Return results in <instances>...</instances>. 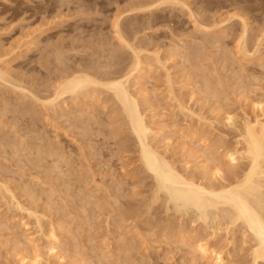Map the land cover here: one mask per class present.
I'll list each match as a JSON object with an SVG mask.
<instances>
[{"label": "rangeland", "instance_id": "rangeland-1", "mask_svg": "<svg viewBox=\"0 0 264 264\" xmlns=\"http://www.w3.org/2000/svg\"><path fill=\"white\" fill-rule=\"evenodd\" d=\"M163 1L164 0H159V4L160 2H163ZM174 1L175 0H167L166 2L169 4H166L164 2L163 5L160 6L158 5L157 0H0V62H1L0 71H4L6 72V74L8 73L6 79L9 80L8 84L6 81L4 82L0 80V86H2L0 87V104L2 103L0 105V114L3 116V118L5 117L3 119L2 116L0 115V129H1L0 130V154H1L0 158L2 159V160L0 159V174H1L0 185H3L4 183H5L4 185L8 184L6 186L9 187L11 192H13V194L17 197L16 200L20 202L22 206H25L26 209L29 208V211H32L31 209H33L32 212L34 216L36 215L35 217L33 215L28 216L29 215V213H27L29 212L28 210L27 211L16 210L17 212H15V208L11 206L10 203H9L10 205L8 204V202L10 201L9 200L10 195L5 194L7 197L4 196V198H2L1 190H0V199L2 200V202L0 200V225H1L0 226V264H21L19 260L20 255L22 256L25 251L27 253H30V250L32 253L33 247L39 248V251L42 254V258H43L42 264L44 263L45 264H66V263L70 264V262L71 264L72 263L79 264L78 262L79 259H80V264L82 263L84 264L87 261L88 262L86 264H88L89 262H90L89 264L91 263L96 264L97 262H98L97 264H104V263L106 264H128V262L129 264H134V263L136 264H140V263L141 264H215V261L212 260L211 258H207L203 260L200 257L199 253H196L195 249L193 250V248H195V245H196L195 244L196 240H198L199 238H202L203 236L206 237V239L209 238L211 248L212 249L215 248L214 250L216 253L222 254V256L225 259L224 260L225 264H251L252 263V258H250L251 257L250 251H252L253 249L252 248L253 246L251 245H254V244H252L253 239L251 237V234H249V232L247 233L245 232L247 230L243 225L241 226L242 224L241 222H236V225L235 224L233 225L235 227H233L232 224H230L231 218L229 215L227 218L223 210V209H227L230 212L229 207L227 208V207L219 206V208L215 210H202V209H198L194 207L193 204L190 205L187 202L186 204H183V202H181L180 199H179L180 202H178L177 199H175V195H176L174 194L175 191L173 190V193H170L172 192L171 190L174 189L172 186L171 187L170 185L161 186L159 184L161 187L160 188L158 183L155 182L156 181L155 177L152 176L149 172L147 174L146 169L143 167V165L140 162V158L138 157L139 148L135 141L134 136L131 135L130 133L131 131L129 129V126H127V121L123 116L124 114H122L123 110L121 111V107H119L114 102V100H112L111 92H108V90L102 87H99L98 89L96 87L97 89L96 92H98L97 94L95 95L90 94L91 97H88V94L90 93L89 92L87 96H85L86 98H84L83 95H81L79 99H77L78 102L76 100L75 101L72 100L71 95L65 96V98L63 99H66V102L63 103L60 100L58 101L60 102V104L56 102V104H58V107H57L58 111H57V108L54 110H51V109L49 110L48 107L46 108L44 106L45 104H43L42 102L43 100L46 101V99H48L49 96L54 92L53 90H55L56 84L60 85L59 83H62L65 81L64 79H66L67 74H73V73L76 74L77 72L78 73H81V72L88 73L96 77L98 76L97 79H100L99 81H102V82H108L114 78H119V76L120 77L124 76V73L128 74L126 71L130 72L129 71L130 69L131 71L134 70L132 69V67H133V64L135 63V56L132 57L133 53L131 54L132 51H130V48L128 46L131 44L130 46L131 48L132 46H134L132 50L136 49L138 50L137 51L138 53L140 51L139 55H140V59L142 60L141 62L143 64L141 65L140 69L143 70V71L141 70V72L143 73H139L140 69H137L136 72L132 71L135 73L132 74V77L130 78V82L127 84V89L134 98H137L136 100L138 101V104L140 103L139 107L141 106L140 109L142 113L144 114L143 117L145 119V122L147 123V126L149 127V129H151L150 132L152 135L150 134L149 136L150 137L149 145H152L153 150L155 149L159 155L161 154L162 156H164L163 158L167 160L166 162L169 161L168 164L171 163L170 164L171 166L175 165L174 169L176 167V170L178 172L180 171V173L182 174L185 173L184 175L187 178L194 179L198 181V183L203 182L202 180H204V182H209V180L213 177L211 175L214 172V170H212V173H211V168L216 167V165L213 166V164L211 163L212 162L214 164L217 163V162H214L215 161L214 155L217 159L219 156V155L216 156L215 152L218 151L217 154L221 152L219 159L220 160L222 158L223 159L220 162L221 163L224 162L222 165L224 167H227L228 161L226 160V157L224 158L222 156H225V153L227 154V151L234 152L236 151L237 148H239L240 150V147H239L240 145H237L238 140L240 139L239 138L240 134L238 133H240L239 131H241L240 128H243L244 126L243 123L245 122V120L247 121L249 119L250 122H255V120L258 118L257 120L260 119V121L264 123V111L257 110L254 107L256 103L257 105L258 103L261 105L264 104V0H177L175 1V3ZM181 4L183 5L180 6ZM188 11L190 14L188 13ZM191 16L193 17L191 18ZM239 17H242V18H239ZM241 19L243 22L241 21ZM116 20H118V22ZM115 23L118 26H116ZM243 24L246 25L247 28L246 26H243ZM199 25L201 27H199ZM115 28H117L118 30ZM243 30L246 31L247 34L245 33L244 35ZM120 36L123 38H121ZM240 37L242 40L240 39ZM244 37L246 41V43H244L247 48L246 50H249V53H253L254 51H256L254 54L255 56L253 55L248 58L247 55L242 54L243 52L239 53L241 52L240 48L239 49L237 48L239 47L238 45L241 41L244 42ZM238 39L240 40V42ZM215 41H217V43ZM125 42L128 43L127 47L123 45V44H126ZM124 46L128 49H126ZM186 46L187 48H185ZM142 48L143 50H141ZM257 49H258V54H256ZM152 55H155V57ZM241 55L242 56L244 55V57L242 58ZM227 56H230V57H227ZM157 58H160V59H157ZM232 58L233 59L235 58L237 60L234 59L233 61ZM230 60H232V62L233 63L235 62V63L233 64L232 62H230ZM191 61L193 62L191 63ZM226 61L229 63L226 64ZM48 64L51 66H49ZM101 65L102 66L104 65L105 69ZM107 65L111 66V68ZM76 67H78L79 69ZM192 67L193 68L196 67V68L193 69ZM99 68L103 69L102 72L100 71ZM4 69H6V71ZM90 69L93 71H91ZM88 70L90 73L88 72ZM98 72L100 73L98 74ZM110 74L115 77L111 76ZM107 75L110 77H108ZM116 75H119V76L117 77ZM168 75L169 77H167ZM106 78H108V81ZM168 78H170L171 80L169 81ZM203 79H207V80L203 81ZM11 82L14 87H18L19 89L14 88L11 85ZM20 83L23 84L24 87L23 85L20 86ZM203 83L205 84L203 85ZM173 85L174 87L173 89H171ZM205 85L206 87L207 86L210 87L209 89L211 90L213 88L214 91L213 90L212 91L214 93H215V90H218L216 92L220 94L215 93L214 95H216L217 96L216 97V96H213L212 94L213 92L210 93L209 91L206 93L204 91V89H206V87H204ZM223 86H225V89ZM233 86L234 87L237 86V89L236 87L234 88ZM51 87H53L54 89ZM199 87H201L203 90ZM222 88L223 90H221ZM240 88L241 90L242 89L244 90V93L243 91H240L242 92L241 94L239 93L238 90H240ZM22 90H24L23 93H22ZM249 90L251 91L250 93H249ZM222 91H226L227 94L229 93L228 96L231 98L229 97L227 98L226 96L227 94L224 95L225 93L221 94ZM19 92H21L22 94ZM235 92H238V93H235ZM41 93L42 94L44 93V94L42 95ZM30 94L34 95L33 97L35 100L32 99L33 98L32 96L30 97ZM206 95H209V96L206 97ZM222 95H223V98H222ZM212 96L216 97V99H213ZM92 98H94L93 99L94 101L92 100ZM97 98L99 101L97 100ZM225 98L226 100L228 99V101L230 102L232 101V102L230 103L226 101ZM1 99H2V102H1ZM30 99H32V101H30ZM36 99H39L41 102ZM24 100H25V103H24ZM221 104H224V106ZM18 105H19V108L17 107ZM62 105H63V108H62ZM180 105L181 107L184 105V107L180 108ZM216 105L218 106L216 107ZM101 107L103 108V110ZM219 107L221 108V111ZM15 108H18V109L16 110ZM223 108L224 110L222 112ZM102 111L103 113H101ZM224 111L227 113H225ZM83 112H86V114L84 113L85 114L84 115ZM31 113H33L32 114L33 116L31 115ZM43 113L44 115L42 116ZM62 113L64 115H62ZM224 114H225V117H223V119H226V120L221 119L222 116H224ZM94 115L96 116V118ZM229 116L232 117V119L235 120L238 124L235 122L234 123L232 122V124L231 125L229 124L230 125L229 126L228 125L229 121L227 119ZM64 117L65 118L67 117V118L65 119ZM227 121L228 123H226ZM56 122L58 124L60 123L59 124L60 126ZM124 122L125 124L123 125ZM125 125L127 126L126 129H125ZM235 125L237 129L235 128ZM88 126L90 129L88 128ZM41 129H43L44 131L46 129L45 131L46 133L43 130L41 131ZM80 131L85 132L86 135H84V133L83 135H81ZM11 132L13 134H11ZM29 132L31 133L33 132V133L31 134ZM236 133L238 135H236ZM53 134L55 135L54 137H53ZM14 136L15 138H13ZM55 137L56 139H54ZM207 138L210 140H208ZM8 140L10 142L16 141L12 143V146L13 144H15L13 146L14 147L13 149H12L10 142H9L10 144L5 143L6 141L8 142ZM40 140L43 141L42 143L44 145H53V146L55 145V147L60 148V151H62L63 155L65 156V159L66 158L69 160L71 159L70 161L67 160L69 161L71 165L66 160L62 161L63 160L62 159L59 161V159L57 158L58 163H59L58 166L59 165L60 166L54 167V165L57 164L56 163L57 160H54L52 156L51 158L50 155H49L50 158L49 157L45 158L46 155L44 156L40 154L42 157L45 158L43 159L44 161L41 162L40 159L42 158L40 157V155H37L36 153L37 152L36 149L38 147L43 146L41 145V146L36 147L38 144H41ZM34 141L38 143H35ZM51 141L52 142L54 141L53 144ZM44 142L45 143L49 142L50 144H45ZM7 144L9 146H7ZM23 144L24 146L26 145L27 147L26 146L24 147ZM199 144L201 145L200 147H199ZM210 144H212V146ZM209 146L212 148H210ZM216 146L217 148L219 147L220 148L217 149ZM1 148L3 149L1 150ZM18 148L26 150V152ZM89 149H90V152L92 151L91 153L89 152ZM210 149L212 152L209 151ZM204 150L208 153H206ZM24 152H25V155L28 154L27 159L23 158V156L26 157L23 154ZM14 153H17V155L20 157H18L17 155L15 156ZM3 155H4V158H3ZM211 156H213L214 161L212 160L213 158ZM5 157H6V160H4ZM18 158H20L19 161H18ZM209 158L211 159V162ZM9 159L11 160V162ZM50 159L51 160L53 159L55 161V164L53 163L54 161H51ZM26 160L27 161L29 160V162H27ZM35 160L36 161L38 160V161L36 162ZM30 161H32V163L37 166H33V164H30L31 167H29L28 163H30ZM45 162L48 164H46ZM244 162L245 160L240 161L239 162L240 166H236V167L237 168L242 167L243 165L241 164H244ZM86 164H88V166ZM38 165H40L41 167L40 166L38 167ZM61 165L62 166L64 165V166L62 167ZM67 165L69 169L68 167H66ZM209 165H211L210 169H209ZM10 166L13 168H11ZM25 167L27 168V170L23 169ZM35 167H36V171H34ZM52 168H56V169H54V171L51 172L53 170ZM47 169L48 170L52 169V170L48 172ZM70 169L73 171L70 172ZM226 169L227 168H225V170ZM238 169L240 170L241 168H238ZM21 170L24 173H22ZM42 170H44L45 172ZM67 170L69 171L68 175L70 176L66 174V172H68ZM205 171L208 174H210L211 177L208 174H206ZM60 172H61L60 175L64 173L63 179L61 178L59 174H57ZM72 172H75V173L70 174ZM47 173L49 174L48 176H47ZM262 174L263 173L260 174L261 176L259 175L260 177L259 179L257 178V181L258 180L261 181V182L258 181V183L259 184L262 183V186H263L264 185L263 184L264 174L263 175ZM11 175H12V178H11ZM45 175L48 177V179ZM32 176H36L35 179L37 180H35L34 177ZM59 176H60V179L58 180ZM205 176H206V180L208 179L207 178L208 176L210 177V179L206 181L204 179ZM40 177H43L44 179L46 178V180H48V184L46 180H43V178H40ZM217 178L219 182V177L217 176ZM8 179L10 181H8ZM11 179L14 183L11 182ZM56 179L58 181H61L62 179L64 181L63 184L67 182L68 187H66L67 184L63 185L62 181H61V184H62L61 185L60 182H58ZM17 180L20 182H18ZM80 180H82V182ZM28 181H31V182L29 183ZM70 181H72V183H74L75 181L74 185H72ZM77 181L78 183H76ZM86 181H89L88 182L89 184ZM2 182L3 184H1ZM34 182H36L37 184ZM40 182L43 183V188ZM216 182L217 181H215V183ZM31 183L34 184V186ZM12 185H15V186L12 187ZM24 185L25 186L28 185L27 189L30 187V189H32L33 191H30L28 189L29 190L28 192L26 191V189L25 190L22 189L21 187L26 188L24 187ZM59 185H61L62 187ZM63 186L66 187L68 190H65ZM118 186L120 188V191H118L119 190V188H117ZM157 186H158V189L160 188V191L157 189ZM60 187L61 189H59ZM80 188H82L83 190ZM108 188H110L111 190ZM20 191H22V193L26 191V194L27 192L30 194L31 192L35 191L34 195L38 196L37 194H39V196L38 198L35 196L37 198L36 199L32 196L33 193H31L32 199L34 198L35 200H37V202L38 201L39 202L38 203L36 202V204H34L35 203L34 200L27 201L29 200L30 196H28L27 194L28 197H25L26 195L25 192L21 196ZM67 191L68 193H66ZM84 191L86 194L85 193L83 194ZM90 191H92V193ZM262 191L264 192V188L262 189ZM94 192L96 193L95 196H94ZM156 192H158V194ZM43 193H45L46 196H44L45 194L43 195ZM40 194H42L43 196ZM47 194H50V195H47ZM73 194H74L73 198H71L72 196L71 197L68 196V195H73ZM66 195H67V199L69 200H65ZM170 195H172L174 201ZM47 196L49 197V199L51 196V199L50 200L47 199ZM76 196H78V199ZM90 196L93 198H90ZM89 198L91 201H88ZM4 199L6 203L4 202ZM92 199L93 200L95 199V201L93 202ZM110 199L113 201V203L112 201H110ZM116 199L118 201H116ZM47 200H49L51 204H49ZM64 200L66 201V203ZM78 200L81 203H79ZM71 201H74L75 203ZM23 202L24 203L28 202L27 203L28 206L24 204ZM32 202H34L33 205H32ZM60 203L63 206L60 205ZM97 203L98 205H96ZM4 204H6L7 206L6 205L4 206ZM43 204L44 206L46 205L45 206L47 207L46 209L44 208ZM74 204L75 206L77 205L76 206L77 208L74 206ZM81 204L83 205L87 204L88 206L87 209H86V206H83ZM104 204H107V206ZM113 205H115L117 209L114 208ZM8 206L10 208L12 207L13 210L12 208L9 209ZM35 206L38 208V210ZM82 206L84 208H82ZM92 207L93 208L95 207V208L93 209ZM98 207L100 209H98ZM166 207L169 208V211ZM61 208H62L63 213L62 211H60ZM120 208H122L123 210ZM43 209L44 211L46 210L47 212L49 211L50 213L49 212L47 213L46 211L44 212ZM78 209H80L81 212H79L80 210ZM82 209L86 210L84 211L85 214L83 213ZM117 210H120V211H117ZM140 210L142 212H140ZM90 211L91 213H94V215L96 216H94L93 214H89ZM130 212L133 215H131ZM8 213L10 214L8 215ZM40 215L41 216L43 215V217H40ZM78 215H80V217ZM105 216L109 218L106 217L105 219ZM119 216L121 217L122 220L123 219L124 220L122 221L119 218ZM31 217H33L34 219ZM37 217L40 218L39 221L42 219L41 220L42 227L40 228V233H39V227L36 223L37 221L35 220L37 219ZM64 217H66V219ZM1 219H2V222H1ZM112 220L114 224L112 223ZM115 220H116V223H115ZM91 221L94 223H91ZM85 222L87 223L85 224ZM118 222L121 223L120 227H121L122 232L118 230L120 229V227L118 229L116 228L117 226H119L117 225ZM104 223H107V224L104 225ZM94 225L97 228L94 227ZM79 226H81V229ZM1 227H4L5 229ZM1 229H4V231ZM14 229H15V234H14ZM61 229L62 230L64 229V231L62 232ZM65 230L67 231L69 237H66L67 233L65 232ZM91 230H92V233H91ZM51 231H55L58 238L60 237L59 238L60 242L58 244L60 243L61 244L58 246H63L64 244L66 245L65 247H67L66 248L67 251L65 250L64 246H63L64 251H62L63 247L61 248L62 250L60 249L62 256L63 255L65 256L67 252V256L65 257L63 256V259H61V262H59L60 260H58L57 258L53 259L49 257V254L46 253L48 249V242H47L48 237L47 236L48 234H50ZM41 235H42V238H41ZM137 235H138V238H137ZM177 236L179 237L177 238ZM71 237H75V238H71ZM107 237L109 238V240L105 239ZM70 238L71 240L72 239L74 240L71 241ZM130 238L132 239L130 240ZM133 238L135 239V241H133ZM125 239H128V240H125ZM211 239L214 241H211ZM75 240L77 243L76 245L74 242ZM39 241L41 242L39 243ZM130 241L133 242L132 245ZM28 242L31 244H29ZM73 242H74V245H73ZM104 242L105 244L106 243L108 244L105 245ZM24 243L26 245L28 244L29 245L26 246ZM128 243L132 246V248L128 247L130 246L128 245ZM18 244H19V248L17 246ZM78 244L79 246H77ZM102 244H103V247H102L103 249L101 248ZM30 245H32L31 246L32 248L30 247ZM68 245L70 248L68 247ZM76 246L81 249V250L79 249L80 251L78 250L79 252L77 251L78 248L74 249L75 252L73 251V247H76ZM126 248H128L129 251L130 249L132 250V253L130 251V255H129V252L127 251L128 249L125 250ZM93 251L95 252L93 253ZM124 252H125V255H124ZM14 253H17V254H14ZM69 253L71 254V256L69 255ZM76 253L78 255V259L77 257L73 255V254L76 255ZM79 255L80 256L83 255L82 259L79 257ZM102 256L105 257V258L103 257L105 262L102 261L103 260V258L101 259ZM98 257L100 258L98 259ZM76 260H77V263H76Z\"/></svg>", "mask_w": 264, "mask_h": 264}, {"label": "bare ground", "instance_id": "bare-ground-1", "mask_svg": "<svg viewBox=\"0 0 264 264\" xmlns=\"http://www.w3.org/2000/svg\"><path fill=\"white\" fill-rule=\"evenodd\" d=\"M158 1V5H163V3L165 2L166 4H169V3H167L165 0L163 1V2H160V4H159V0H157ZM175 1H177V0H175ZM175 1H174V3H175ZM153 2V1H152ZM188 2V1H187ZM171 3V2H170ZM145 4V3H144ZM152 4V3H151ZM188 4V3H187ZM190 4V3H189ZM155 5V4H154ZM157 5V4H156ZM183 4H181L180 6H182ZM159 6V7H160ZM176 6V5H175ZM150 7V6H149ZM152 7V6H151ZM184 7V6H183ZM187 9V8H186ZM190 11V10H189ZM189 11H188V13H189ZM191 12V11H190ZM190 14V13H189ZM196 14V13H195ZM190 16V15H189ZM237 16V15H236ZM236 16H235V18H236ZM193 16H191V18H192ZM198 17V16H197ZM232 17V16H231ZM239 18H242V17H239ZM196 19H198V18H196ZM196 19H194V20H196ZM201 19H202V17H201ZM204 19V18H203ZM193 20V21H194ZM117 22H118V20H116ZM204 21V20H203ZM207 21V20H206ZM226 21V20H225ZM241 21H242V19H241ZM240 21V22H241ZM245 21V20H244ZM195 22H197V21H195ZM201 22V21H200ZM243 22V21H242ZM116 24V23H115ZM196 24V23H195ZM198 24V23H197ZM201 25V24H200ZM199 25V27H201ZM116 26H118L117 24H116ZM195 26V25H194ZM193 26V27H194ZM198 26V25H197ZM243 26H246V25H244L243 24ZM205 27V26H204ZM203 27V28H204ZM211 27H213V26H211ZM217 28V27H216ZM246 28H247V26H246ZM115 29H117V28H115ZM200 29V28H199ZM205 29V28H204ZM118 30V29H117ZM116 30V31H117ZM206 30V29H205ZM246 30V29H245ZM115 31V32H116ZM195 31V30H194ZM210 31V30H209ZM248 31V30H247ZM118 32V31H117ZM201 33V32H200ZM241 33V32H240ZM243 33H244V35H245V33H246V31H244L243 30ZM247 34V33H246ZM241 35V34H240ZM243 36V35H242ZM248 36V35H247ZM121 37V36H120ZM219 37V36H218ZM121 38H123V37H121ZM120 38V39H121ZM207 38V37H206ZM119 39V40H120ZM240 39H241V37H240ZM246 39H248V38H246ZM127 40V39H126ZM206 40V39H205ZM208 40V39H207ZM239 40V39H238ZM242 40V39H241ZM121 42V41H120ZM216 43H217V41H215ZM239 42H240V40H239ZM248 42V41H247ZM126 43V42H125ZM206 43V42H205ZM244 43H246V41H245V37H244V42L243 41H241L240 43H239V47L237 48V49H239L240 48V51L241 52H239V53H242V54H245V55H247L248 56V58L250 57V56H253L254 54H255V52L256 51H254L253 53H249V50H246L247 48H246V46H245V44ZM108 44V43H107ZM127 44L128 43H126V44H123V45H125L126 47H127ZM209 44V43H208ZM257 44V43H256ZM100 45V44H99ZM133 45V44H132ZM237 45V44H236ZM258 45V44H257ZM106 46V45H105ZM110 46V45H109ZM124 46V47H125ZM129 46V48H130V51H132L131 52V54H132V57L133 56H135V63L133 64V67H132V69H134V70H132V71H137V69H140V67H141V65H143L142 64V60L140 59V55H139V53H140V51H139V53L137 52L138 50H136V49H134V50H132V48H134V46H132V48L130 47L131 46V44L130 45H128ZM140 46V45H139ZM215 46V45H214ZM241 46V47H240ZM62 47V46H61ZM125 47V48H126ZM248 47V46H247ZM101 48V47H100ZM105 48V47H104ZM111 48H112V46H111ZM177 48V47H176ZM185 48H187V46L185 47ZM208 48V47H207ZM250 48V47H249ZM69 49V48H68ZM126 49H128V48H126ZM178 49V48H177ZM65 50V49H64ZM98 50H99V48H98ZM102 50V49H101ZM135 50H136V52H135ZM140 50V49H139ZM141 50H143V48L141 49ZM252 50V49H251ZM95 51V50H94ZM111 51V50H110ZM114 51V50H113ZM145 51V50H144ZM175 51H176V49H175ZM202 51V50H201ZM235 51V50H234ZM55 52H56V50H55ZM60 52V51H59ZM103 52V51H102ZM109 52V51H108ZM120 52V51H119ZM118 52V53H119ZM174 52V51H173ZM230 52V51H229ZM61 53V52H60ZM101 53V52H100ZM110 53V52H109ZM115 53V52H114ZM114 53H113V55H114ZM178 53V52H177ZM181 53V52H180ZM238 53V54H239ZM108 54V53H107ZM228 54V53H227ZM232 54H234V53H232ZM231 54V55H232ZM256 54H258V49H257V53ZM103 55V54H102ZM109 55V54H108ZM111 55V54H110ZM174 55V54H173ZM192 55V54H191ZM229 55V54H228ZM52 56V55H51ZM96 56V55H95ZM95 56H94V58H95ZM107 56V55H106ZM152 56H154L155 57V55H152ZM177 56V55H176ZM196 56V55H195ZM233 56V55H232ZM242 56V55H241ZM255 56V55H254ZM49 57H50V55H49ZM65 57V56H64ZM100 57V56H99ZM102 57V56H101ZM119 57V56H118ZM159 57V56H158ZM226 57V56H225ZM227 57H230V56H227ZM244 57V55L242 56V58ZM48 58V57H47ZM56 58V57H55ZM58 58V57H57ZM59 58H60V56H59ZM62 58V57H61ZM103 58V57H102ZM109 58V57H108ZM153 58V57H152ZM186 58H187V56H186ZM46 59V58H45ZM118 59V58H117ZM134 59V58H133ZM143 59V58H142ZM157 59H160V58H157ZM156 59V60H157ZM235 59V58H234ZM234 59L232 58V60L234 61ZM253 59V58H252ZM48 60V59H47ZM57 60V59H56ZM59 60V59H58ZM67 60V59H66ZM101 60V59H100ZM112 60V59H111ZM188 60V59H187ZM186 60V61H187ZM194 60V59H193ZM226 60V59H225ZM225 60H224V62H225ZM232 60H230V62H232ZM235 60H237V59H235ZM63 61H64V59H63ZM114 61V60H113ZM134 61V60H133ZM47 62V61H46ZM59 62V61H58ZM106 62V61H105ZM132 62V61H131ZM158 62V61H157ZM161 62V61H160ZM193 61H191V63H192ZM1 63V62H0ZM48 63V62H47ZM50 63V62H49ZM98 63V62H97ZM96 63V64H97ZM144 63V62H143ZM227 63H229V62H227L226 61V64ZM233 63V62H232ZM235 63V62H234ZM233 63V64H234ZM110 64H111V62H110ZM117 64V63H116ZM201 64V63H200ZM220 64H222V63H220ZM224 64V63H223ZM46 65V64H45ZM49 65V64H48ZM59 65H61V64H59ZM63 65V64H62ZM70 65V64H69ZM105 65V64H104ZM104 65L102 66L103 68H104ZM131 65V64H130ZM160 65H162V64H160ZM229 65H231V64H229ZM228 65V66H229ZM49 66H51V65H49ZM68 66V65H67ZM94 66H96V65H94ZM107 66H109V65H107ZM121 66V65H120ZM119 66V67H120ZM129 66V65H128ZM224 66V65H223ZM227 66V67H228ZM46 67V66H45ZM54 67V66H53ZM60 67V66H59ZM92 67V66H91ZM106 67V66H105ZM110 68H111V66H109ZM164 67H166V66H164ZM5 68V67H4ZM65 68V67H64ZM76 68H78V67H76ZM96 68V67H95ZM107 68V67H106ZM113 68V67H112ZM116 68V67H115ZM123 68V67H122ZM130 68H131V66H130ZM193 68V67H192ZM194 68H196V67H194ZM193 68V69H194ZM226 68V67H225ZM10 69V68H9ZM55 69V68H54ZM79 69V68H78ZM98 69V68H97ZM100 69V68H99ZM105 69V68H104ZM166 69V68H165ZM198 69V68H197ZM201 69V68H200ZM224 69V68H223ZM5 71H6V69H4ZM91 70V69H90ZM102 70L103 69H100V71L102 72ZM106 70H108V69H106ZM111 70V69H110ZM121 70V69H120ZM127 70H129V69H127ZM141 70L142 69H140V72H139V70H138V72L139 73H143V72H141ZM70 71V70H69ZM72 71V70H71ZM78 71V70H77ZM91 71H93V70H91ZM130 72H128V71H126L128 74H126V73H124V76H119V75H116L117 77L119 76V78H114V79H112V80H110V81H108V78H106L107 79V81L108 82H102V81H99L100 79H97V77L96 76H93V75H90V74H88V73H76V74H67V76H66V79H64L65 81L64 82H62V83H59L60 85H58V84H56V88H55V90H53L54 92L49 96V98L48 99H46V101L45 100H43L42 102H43V104H45L44 106L47 108L48 107V109L50 110H54V109H56L57 107H58V104H56V102H58L59 100L60 101H62L63 103L64 102H66V99H63V98H65V96H68V95H71L72 97H71V99L72 100H76L77 101V99H79V97L81 96V95H83V97L84 98H86L85 96H87V94H88V97H91V95L90 94H93V95H95V94H97L98 92H96V90L99 88V87H102V88H104V89H106V90H108V92H111L112 94V100H114V102L119 106V107H121V111L123 110V113L122 114H124L123 116H124V118L126 119V121H127V126H129V129H130V133H131V135H133L134 136V138H135V141H136V143H137V145H138V148H139V158H140V162H141V164L143 165V167L146 169V171H147V174H148V172L152 175V176H154L155 177V179H156V181L155 182H157L158 183V185L160 184L161 186H167V185H170V187L172 186L174 189H172L171 191L172 192H170V193H173V190L175 191V193L174 194H176L175 195V199H177V201L178 202H180V200H181V202H183V204H186V202L187 203H189L190 205L191 204H193L194 205V207H196V208H198V209H202V210H215V209H218L219 208V206L221 207H229L230 209V212L227 210V209H223L224 210V213H225V216H227V218H228V215L230 216V218H231V223L230 224H232V226L235 224L236 225V222H241L242 224H241V226L243 225L245 228H246V230L247 231H245L246 233L247 232H249V234H251V237H252V244H254V245H251V246H253L252 248V251H250L251 253V257L250 258H252V263L251 264H264V192L262 191V189L264 188V185L262 186V183H258V181H257V178L259 179V177L261 176L260 174L261 173H263L264 174V123H262L261 121H260V119L259 120H257L256 118V120H255V122H250L249 121V119L246 121L245 119V122L243 123L244 124V126H243V128H240V126H239V128H240V130L241 131H239L240 133H238V134H240L239 135V140H238V143H237V145H240L239 147H240V150H239V148H237L236 149V151H234V152H228L227 151V154L225 153V156H222V157H226V160L228 161L227 162V164H228V166L227 167H224L222 164L224 163L223 161V163H221L220 161L223 159H219L220 157V153L221 152H219V154H217L218 153V151L217 152H215V154H216V156L217 155H219L218 156V159L215 157V155H214V158H215V161H214V158H213V156H211L213 159V161L214 162H217V163H211V164H213V166H215L216 165V167H212L211 168V173H212V170H214V172H213V174L211 175V176H213L211 179H210V174H208L206 171V174H208L209 176L207 177L208 179L207 180H209V182H204V180H202L203 182H199L198 183V181H196V180H194V179H189V178H187L184 174H182V173H180V171L178 172L177 170H176V167H175V169H174V166L172 167L170 164L171 163H169L168 164V162H166L167 160L165 159V158H163L164 156H162L161 154L159 155L158 154V152H156V150L154 151L153 150V146L152 145H149L150 143V141H149V136H150V134H151V129H149V127L147 126V123L145 122V119H144V117H143V113H142V111H141V109H140V107H139V104H138V101L136 100L137 98H134L132 95H131V93L128 91V89H127V84L130 82V78L132 77V74L133 73H135V72H132L131 71V69L129 70ZM143 71V70H142ZM68 72V71H67ZM88 72H89V70H88ZM96 72H97V70H96ZM111 72V71H110ZM145 72V71H144ZM198 72V71H197ZM202 72V71H201ZM63 73V72H62ZM90 73V72H89ZM100 72H98V74H99ZM105 73V72H104ZM122 73V72H121ZM8 74V73H7ZM7 74H6V72H4V71H0V80H2V81H6L7 82V84H8V81L9 80H7L6 78H7ZM11 74V73H10ZM66 74V73H65ZM97 74V73H96ZM103 74V73H102ZM108 74V73H107ZM119 74V73H118ZM126 74V75H125ZM201 74V73H200ZM199 74V75H200ZM111 75V74H110ZM197 75V74H196ZM202 75V74H201ZM9 76V75H8ZM62 76V75H61ZM65 76V75H64ZM103 76V75H102ZM101 76V77H102ZM108 76V75H107ZM111 76H113V75H111ZM140 76H142V75H140ZM10 77V76H9ZM105 77H106V75H105ZM108 77H110V76H108ZM113 77H115V76H113ZM136 77V76H135ZM145 77V76H144ZM167 77H169V75L167 76ZM198 77V76H197ZM201 77V76H200ZM203 77H205V76H203ZM56 78V77H55ZM61 78V77H60ZM133 78H134V76H133ZM143 78V77H142ZM235 78V77H234ZM9 79V78H8ZM12 79V78H11ZM62 79V78H61ZM106 79H105V81H106ZM169 79V81L171 80L170 78H168ZM232 79V78H231ZM237 79V78H236ZM60 80V79H59ZM140 80H142V79H140ZM202 80V79H201ZM204 80H207V79H203V81ZM209 80V79H208ZM234 80V79H233ZM1 81V82H2ZM11 81V80H10ZM19 81V80H18ZM22 81H23V79H22ZM173 81V80H172ZM235 81H237V80H235ZM239 81V80H238ZM14 82V81H13ZM59 82V81H58ZM175 82V81H174ZM10 83V82H9ZM54 83V82H53ZM140 83V82H139ZM170 83V82H169ZM172 83V82H171ZM230 83V82H229ZM205 83H203V85H204ZM207 84V83H206ZM211 84V83H210ZM220 84V83H219ZM246 84V83H245ZM10 85V84H9ZM11 85H12V82H11ZM15 85V84H14ZM16 85H17V83H16ZM21 85H23V84H21L20 83V86ZM27 85V84H26ZM51 85V84H50ZM130 85V84H129ZM169 85V84H168ZM171 85V84H170ZM235 85V84H234ZM236 85H238V84H236ZM240 85V84H239ZM13 86V85H12ZM18 86H19V84H18ZM35 86V85H34ZM33 86V87H34ZM136 86V85H135ZM202 86V85H201ZM213 86V85H212ZM220 86V85H219ZM249 86H251V85H249ZM253 86V85H252ZM0 87H2V86H0ZM14 87V86H13ZM23 87H24V85H23ZM26 87V86H25ZM47 87V86H46ZM96 87H97V89H96ZM131 87V86H130ZM170 87V86H169ZM173 87H174V85L172 86V88L171 89H173ZM204 87H206V85L204 86ZM208 87V86H207ZM206 87V89H204V91L207 93V92H209L210 91V93L211 92H213L214 90H213V88H212V90L211 89H209L210 87H208L207 88ZM224 87V89H225V86H223ZM234 87V86H233ZM236 87V89H237V86H235ZM234 87V88H235ZM240 87V86H239ZM14 88H17V89H19L18 87H14ZM32 88V87H31ZM51 88H53V87H51ZM101 88V89H102ZM199 88H201V87H199ZM229 88V87H228ZM232 88V87H231ZM247 88V87H246ZM22 89V88H21ZM30 89V88H29ZM28 89V90H29ZM54 89V88H53ZM202 89V88H201ZM200 89V90H201ZM233 89V88H232ZM239 89V88H238ZM245 89V88H244ZM249 89V88H248ZM47 90H48V88H47ZM105 90V91H106ZM170 90V89H169ZM175 90V89H174ZM203 90V89H202ZM221 90H223V88L221 89ZM226 90H227V88H226ZM234 90V89H233ZM252 90V89H251ZM16 91V90H15ZM23 91L24 90H22V93H23ZM31 91V90H30ZM29 91V92H30ZM100 91V90H99ZM203 91V92H204ZM216 91H218V90H215V93L216 94H220V93H217ZM219 91H220V89H219ZM229 91V90H228ZM232 91V90H231ZM235 91V90H234ZM237 91V90H236ZM239 91V93L241 94L242 92H240V91H243V93H244V90L242 89L241 90V88H240V90H238ZM246 91H247V89H246ZM27 92V91H26ZM37 92V91H36ZM44 92V91H43ZM96 92V93H95ZM172 92H173V90H172ZM175 92V91H174ZM251 91L249 90V93H250ZM17 93V92H16ZM19 93H21V92H19ZM21 93V94H22ZM100 93V92H99ZM202 93V92H201ZM214 92L212 93L213 94V96H216V95H214L215 94ZM225 93V94H224ZM235 93H238V92H235ZM234 93V94H235ZM27 94V93H26ZM38 94V93H37ZM42 94V93H41ZM40 94V95H41ZM44 94V93H43ZM42 94V95H43ZM101 94V93H100ZM203 94V93H202ZM221 94H224V95H226L227 94V92L226 91H222L221 92ZM229 94V93H228ZM228 94L226 95L227 96V98L229 97L228 96ZM246 94V93H245ZM245 94H243V95H245ZM7 95V94H6ZM13 95H14V93H13ZM48 95V94H47ZM90 95V96H89ZM99 95V94H98ZM135 95V94H134ZM173 95V94H172ZM211 95V94H210ZM239 95V94H238ZM248 95V94H247ZM10 96V95H9ZM27 96V95H26ZM33 97L34 95H31L30 94V97ZM36 96V95H35ZM74 96V97H73ZM106 96V95H105ZM171 96V95H170ZM207 96H209V95H206V97ZM212 96V97H213ZM221 96V95H220ZM39 97V96H38ZM37 97V98H38ZM48 97V96H47ZM46 97V98H47ZM88 97H87V99H88ZM93 97V96H92ZM98 97V96H97ZM111 97V96H110ZM205 97V98H206ZM217 97V96H216ZM216 97H213V99H216ZM24 98H25V96H24ZM27 98H29V97H27ZM26 98V99H27ZM74 98V99H73ZM101 98V97H100ZM175 98V97H174ZM209 98V97H208ZM207 98V99H208ZM211 98V97H210ZM222 98H223V95H222ZM229 98H231V97H229ZM21 99V98H20ZM32 99H34V97L32 98ZM32 99H30V101H32ZM61 99H63V100H61ZM70 99V98H69ZM94 98H92V100H93ZM109 99H111V98H109ZM171 99V98H170ZM206 99V100H207ZM213 99H212V101H213ZM217 99H219V98H217ZM6 100V99H5ZM35 100V99H34ZM34 100H33V102H34ZM36 100H39V99H36ZM85 100V99H84ZM97 100H98V98H97ZM111 100V101H112ZM225 100H226V98H225ZM40 101V100H39ZM45 101V102H44ZM82 101V100H81ZM86 101V100H85ZM90 101V100H89ZM94 101V100H93ZM99 101V100H98ZM226 101H228V99L226 100ZM225 101V102H226ZM241 101V100H240ZM1 102H2V99H1ZM4 102V101H3ZM8 102V101H7ZM29 102V101H28ZM36 102V101H35ZM41 102V101H40ZM61 102V103H62ZM78 102V101H77ZM113 102V101H112ZM217 102V101H216ZM228 102H230V101H228ZM232 102V101H231ZM230 102V103H231ZM258 102H260V101H258ZM6 103V102H5ZM24 103H25V100H24ZM37 103V102H36ZM35 103V104H36ZM59 104H60V102H58ZM68 103V102H67ZM72 103V102H71ZM148 103V102H147ZM179 103V102H178ZM211 103V102H210ZM220 103H222V102H220ZM2 104V103H1ZM0 104V105H1ZM4 104V103H3ZM41 104V103H40ZM55 104V105H54ZM74 104H76V103H74ZM80 104V103H79ZM93 104V103H92ZM154 104V103H153ZM182 104V103H181ZM219 104V103H218ZM234 104V103H233ZM31 105V104H30ZM34 105V104H33ZM37 105V104H36ZM69 105V104H68ZM72 105V104H71ZM70 105V106H71ZM94 105V104H93ZM214 105V104H213ZM221 105H223L224 106V104H221ZM264 105V104H263ZM263 105H261V104H259L258 103V105H257V103H256V105L254 106L257 110H260V111H264V106ZM27 106V105H26ZM29 106V105H28ZM73 106V105H72ZM79 106V105H78ZM85 106V105H84ZM95 106V105H94ZM106 106V105H105ZM104 106V107H105ZM114 106V105H113ZM145 106V105H144ZM218 105H216V107H217ZM220 106V105H219ZM226 106H227V104H226ZM232 106V105H231ZM252 106V105H251ZM18 108H19V105L17 106ZM22 107V106H21ZM36 107V106H35ZM60 107V106H59ZM66 107V106H65ZM89 107V106H88ZM97 107V106H96ZM152 107V106H151ZM150 107V108H151ZM184 107V105L181 107V105H180V108H183ZM213 107V106H212ZM216 107H214V108H216ZM222 107V106H221ZM12 108H14V107H12ZM18 108H15L16 110L18 109ZM32 108V107H31ZM62 108H63V105H62ZM69 108V107H68ZM71 108V107H70ZM81 108V107H80ZM100 108V107H99ZM102 108V107H101ZM115 108V107H114ZM220 108V107H219ZM229 108V107H228ZM4 109V108H3ZM36 109V108H35ZM61 109V108H60ZM76 109V108H75ZM78 109V108H77ZM106 109V108H105ZM144 109V108H143ZM149 109V108H148ZM22 110V109H21ZM42 110H43V108H42ZM68 110V109H67ZM81 110V109H80ZM100 110V109H99ZM102 110H103V108H102ZM115 110V109H114ZM152 110H153V108H152ZM223 110H224V108L222 109V112H223ZM230 110H232V109H230ZM7 111V110H6ZM29 111V110H28ZM31 111V110H30ZM46 111V110H45ZM57 111H58V108H57ZM60 111V110H59ZM62 111V110H61ZM90 111V110H89ZM93 111V110H92ZM95 111V110H94ZM98 111V110H97ZM101 111V110H100ZM184 111H185V109H184ZM211 111V110H210ZM220 111H221V108H220ZM18 112H20V111H18ZM32 112V111H31ZM51 112V111H50ZM63 112V111H62ZM66 112V111H65ZM77 112V111H76ZM79 112H81V111H79ZM180 112H182V111H180ZM225 112V111H224ZM231 112V111H230ZM229 112V113H230ZM27 113V112H26ZM36 113H38V112H36ZM42 113V112H41ZM47 113V112H46ZM55 113H56V111H55ZM59 113V112H58ZM86 114V112H83V114ZM88 113V112H87ZM91 113V112H90ZM101 113H103V111L101 112ZM213 113H215V112H213ZM225 113H227V112H225ZM5 114V113H4ZM33 113H31V115H32ZM51 114V113H50ZM84 114V115H85ZM216 114H218V113H216ZM256 114V113H255ZM1 115V114H0ZM6 115V114H5ZM11 115V114H10ZM13 115V114H12ZM16 115V114H15ZM44 115V113L42 114V116ZM56 115V114H55ZM61 115V114H60ZM62 115H64L63 113H62ZM61 115V116H62ZM111 115V114H110ZM109 115V116H110ZM145 115H147V114H145ZM221 115V114H220ZM219 115V116H220ZM233 115V114H232ZM2 116V115H1ZM25 116V115H24ZM33 116V115H32ZM47 116V115H46ZM49 116H51V115H49ZM54 116V115H53ZM57 116V115H56ZM75 116V115H74ZM78 116V115H77ZM83 116V115H82ZM87 116V115H86ZM95 116V115H94ZM112 116V115H111ZM218 116V117H219ZM227 116V115H226ZM234 116V115H233ZM238 116V115H237ZM247 116V115H246ZM263 116V115H262ZM59 117V116H58ZM70 117V116H69ZM91 117H93V116H91ZM223 117H225V114H224V116H222V118L221 119H223ZM230 117V116H229ZM227 118L228 119V121H229V123H228V121L226 122V123H228V125L230 124H232V122L234 123H237L235 120H233L232 119V117H230V118ZM235 117V116H234ZM2 118H3V116H2ZM5 118V117H4ZM3 118V119H4ZM40 118V117H39ZM39 118H38V120H39ZM46 118V117H45ZM51 118V117H50ZM65 118V117H64ZM63 118V119H64ZM67 118V117H66ZM65 118V119H66ZM88 118V117H87ZM95 118H96V116H95ZM101 118V117H100ZM115 118V117H114ZM262 118V117H261ZM43 119V118H42ZM53 119V118H52ZM82 119H83V117H82ZM86 119V118H85ZM116 119V118H115ZM243 119V118H242ZM15 120H17V119H15ZM50 120V119H49ZM54 120V119H53ZM59 120V119H58ZM121 120V119H120ZM215 120V119H214ZM218 120V119H217ZM223 120H226V119H223ZM11 121H13V120H11ZM64 121V120H63ZM88 121V120H87ZM89 121H91V120H89ZM93 121V120H92ZM124 121V120H123ZM251 121H253V120H251ZM26 122V121H25ZM45 122V121H44ZM47 122V121H46ZM50 122V121H49ZM54 122V121H53ZM67 122V121H66ZM86 122V121H85ZM111 122V121H110ZM148 122V121H147ZM217 122V121H216ZM1 123H3V122H1ZM30 123V122H29ZM43 123V122H42ZM51 123V122H50ZM55 123V122H54ZM57 123V122H56ZM68 123V122H67ZM69 123H70V121H69ZM80 123V122H79ZM91 123V122H90ZM104 123H106V122H104ZM213 123V122H212ZM10 124V123H9ZM48 124V123H47ZM46 124V125H47ZM52 124V123H51ZM58 124V123H57ZM60 124V123H59ZM58 124V125H59ZM66 124V123H65ZM94 124V123H93ZM92 124V125H93ZM97 124V123H96ZM109 124H111V123H109ZM108 124V125H109ZM125 124V122L123 123V125ZM211 124V123H210ZM224 124V123H223ZM238 124V123H237ZM5 125V124H4ZM22 125V124H21ZM20 125V126H21ZM67 125V124H66ZM76 125V124H75ZM74 125V126H75ZM95 125V124H94ZM98 125V124H97ZM105 125V124H104ZM149 125H150V123H149ZM227 125V124H226ZM225 125V126H226ZM227 125V126H228ZM229 125V126H230ZM234 125V124H233ZM10 126V125H9ZM12 126V125H11ZM16 126V125H15ZM31 126V125H30ZM60 126V125H59ZM96 126V125H95ZM101 126V125H100ZM110 126V125H109ZM126 125H125V129H126V127H127ZM212 126H213V124H212ZM8 127V126H7ZM42 127V126H41ZM53 127V126H52ZM94 127V126H93ZM107 127V126H106ZM242 127V126H241ZM2 128V127H1ZM6 128V127H5ZM15 128H17V127H15ZM43 128V127H42ZM88 128H89V126H88ZM152 128V127H151ZM235 128H236V125H235ZM4 129V128H3ZM9 129H10V127H9ZM49 129V128H48ZM90 129V128H89ZM213 129V128H212ZM237 129V128H236ZM243 129V130H242ZM1 130V129H0ZM5 130V129H4ZM12 130V129H11ZM14 130V129H13ZM16 130V129H15ZM21 130V129H20ZM32 130V129H31ZM30 130V131H31ZM43 129H41V131H42ZM77 130H78V128H77ZM81 130V129H80ZM95 130V129H94ZM193 130V129H192ZM215 130V129H214ZM33 131V130H32ZM44 131V130H43ZM45 131H46V129H45ZM44 131V132H45ZM57 131V130H56ZM91 131V130H90ZM97 131V130H96ZM5 132V131H4ZM18 132H19V130H18ZM22 132V131H21ZM25 132V131H24ZM50 132V131H49ZM79 132V131H78ZM81 132V131H80ZM101 132V131H100ZM192 132V131H191ZM218 132V131H217ZM238 132V131H237ZM16 133V132H15ZM29 133H31V132H29ZM33 133V132H32ZM31 133V134H32ZM42 133V132H41ZM40 133V134H41ZM46 133V132H45ZM44 133V134H45ZM83 133H84V135H86L85 134V132H81V135H83ZM91 133V132H90ZM102 133V132H101ZM234 133V132H233ZM11 134H13L12 132H11ZM27 134V133H26ZM96 134V133H95ZM197 134V133H196ZM237 133H236V135H238ZM9 135V134H8ZM16 135V134H15ZM20 135H21V133H20ZM25 135V134H24ZM28 135V134H27ZM79 135H80V133H79ZM78 135V136H79ZM97 135V134H96ZM100 135V134H99ZM103 135V134H102ZM110 135V134H109ZM152 135V134H151ZM194 135V134H193ZM202 135H204V134H202ZM220 135V134H219ZM29 136V135H28ZM27 136V137H28ZM33 136V135H32ZM37 136V135H36ZM55 135L53 134V137H54ZM89 136V135H88ZM190 136V135H189ZM214 136V135H213ZM224 136V135H223ZM44 137V136H43ZM52 137V136H51ZM59 137V136H58ZM82 137V136H81ZM203 137V136H202ZM205 137V136H204ZM13 138H15V136L13 137ZM20 138V137H19ZM30 138H31V136H30ZM36 138V137H35ZM38 138V137H37ZM41 138H42V136H41ZM45 138V137H44ZM46 138H48V137H46ZM86 138V137H85ZM84 138V139H85ZM96 138V137H95ZM95 138H94V140H95ZM133 138V137H132ZM214 138V137H213ZM222 138V137H221ZM11 139V138H10ZM22 139H24V138H22ZM54 139H56V137L54 138ZM53 139V140H54ZM75 139V138H74ZM82 139V138H81ZM103 139H104V137H103ZM206 139V138H205ZM208 139V138H207ZM234 139V138H233ZM15 140V139H14ZM18 140V139H17ZM27 140V139H26ZM34 140V139H33ZM44 140V139H43ZM46 140V139H45ZM52 140V139H51ZM106 140H108V139H106ZM201 140V139H200ZM208 140H210V139H208ZM2 141V140H1ZM4 141V140H3ZM20 141V140H19ZM31 141V140H30ZM38 141V140H37ZM41 141V140H40ZM76 141V140H75ZM83 141H85V140H83ZM199 141V140H198ZM10 141L8 140V142L6 141L5 143H8V144H10L11 143V146H12V143L13 142H16V141H13V142H10ZM18 142V141H17ZM28 142V141H27ZM35 142V141H34ZM43 141H41V144H38L36 147H38V146H41V145H43V146H41V147H38L37 149H36V153H37V155H40V154H42V155H46V157L45 158H48L49 157V155H50V157L52 156L53 157V159L54 160H57V158L59 159V161L60 160H62V161H67V160H69V159H65V156L63 155V153H62V151H60V148H58V147H55V145L53 146V145H44L43 143H42ZM52 142V141H51ZM54 142V141H53ZM53 142H52V144H53ZM55 142H56V140H55ZM88 142V141H87ZM90 142V141H89ZM236 142V141H235ZM33 143V142H32ZM35 143H38V142H35ZM34 143V144H35ZM40 143V142H39ZM45 143V142H44ZM83 143V142H82ZM2 144V143H1ZM7 144V146H9ZM30 144V143H29ZM45 144H50L49 142L48 143H45ZM61 144V143H60ZM85 144V143H84ZM88 144V143H87ZM91 144V143H90ZM152 144V143H151ZM197 144V143H196ZM195 144V145H196ZM200 144H201V142H200ZM199 144V147L201 146ZM203 144V143H202ZM215 144V143H214ZM234 144V143H233ZM15 144H13V146H14ZM33 145V144H32ZM83 145V144H82ZM168 145V144H167ZM211 146H212V144H210ZM217 145V144H216ZM223 145V144H222ZM5 146H6V144H5ZM12 146V149L14 148ZM22 146V145H21ZM20 146V147H21ZM23 146H24V144H23ZM26 146V145H25ZM24 146V147H25ZM193 146V145H192ZM220 146V145H219ZM2 147V146H1ZM24 147H22V148H24ZM27 147V146H26ZM34 147V146H33ZM60 147V146H59ZM64 147V146H63ZM62 147V148H63ZM91 147H92V145H91ZM94 147V146H93ZM206 147V146H205ZM210 147V146H209ZM43 148V149H42ZM83 148V147H82ZM86 148V147H85ZM90 148V147H89ZM210 148H212V147H210ZM216 148H217V146H216ZM220 148V147H219ZM219 148H217V149H219ZM223 148V147H222ZM236 148V147H235ZM234 148V149H235ZM3 148H1V150H2ZM18 149H20V148H18ZM28 149V148H27ZM35 149H34V151H35ZM199 149V148H198ZM206 149V148H205ZM16 150V149H15ZM20 150H22V151H25L26 152V150H23V149H20ZM19 150V151H20ZM62 150V149H61ZM80 150H82V149H80ZM84 150V149H83ZM202 150V149H201ZM214 150V149H213ZM223 150V149H222ZM225 150V149H224ZM231 150H233V149H231ZM40 151V152H39ZM205 151V150H204ZM209 151H211V149L209 150ZM216 151V150H215ZM25 152L23 153L24 155H25ZM29 152V151H28ZM62 154H61V153ZM65 152V151H64ZM89 152H90V149H89ZM92 152V151H91ZM90 152V153H91ZM206 152V151H205ZM212 152V151H211ZM6 153V152H5ZM4 153V154H5ZM13 153V152H12ZM18 153V152H17ZM17 153H14V155L16 156L17 155ZM66 153V152H65ZM64 153V154H65ZM76 153H78V152H76ZM79 153H81V152H79ZM83 153V152H82ZM138 153V152H137ZM191 153H193V152H191ZM206 153H208V152H206ZM10 154H11V152H10ZM22 154V153H21ZM27 154V153H26ZM31 154V153H30ZM69 154V153H68ZM195 154V153H194ZM193 154V155H194ZM7 155V154H6ZM28 155V154H27ZM27 155H25L26 157H24L23 155V158H25V159H27ZM35 155V154H34ZM36 155V156H37ZM71 155V154H70ZM213 155V154H212ZM222 155V154H221ZM0 156H1V154H0ZM9 156V155H8ZM7 156V157H8ZM12 156V155H11ZM18 156V155H17ZM35 156V157H36ZM68 156V155H67ZM88 156V155H87ZM203 156V155H202ZM18 157H20V156H18ZM32 157H33V155H32ZM32 157H30V158H32ZM40 157L42 158V159H40L41 160V162L42 161H44L43 159H45L44 157H42L41 155H40ZM49 157V158H50ZM51 157V158H52ZM54 157H56V158H54ZM69 157V156H68ZM76 157V156H75ZM79 157V156H78ZM196 157V156H195ZM198 157V156H197ZM3 158H4V155H3ZM13 158V157H12ZM15 158V157H14ZM23 158H22V160H23ZM38 158H39V156H38ZM37 158V159H38ZM70 158V157H69ZM138 158V159H139ZM200 158V157H199ZM198 158V159H199ZM202 158V157H201ZM1 159V158H0ZM19 159L20 158H18V161H19ZM51 160V161H54V160ZM77 159V158H76ZM2 160V159H1ZM4 160H6V157H5V159ZM10 160V159H9ZM32 160V159H31ZM39 160V159H38ZM37 160V161H38ZM39 160V161H40ZM47 160V159H46ZM45 160V161H46ZM49 160V159H48ZM71 160V159H70ZM69 160V161H70ZM73 160V159H72ZM202 160V159H201ZM205 160H207V159H205ZM209 160H210V162H211V159L209 158ZM242 160H245V162H244V164H241V165H243L242 167H238V168H241L240 170L236 167V166H240L239 165V162L240 161H242ZM27 161V160H26ZM36 161V160H35ZM36 161V162H37ZM69 161H67L68 163H69ZM5 162V161H4ZM7 162V161H6ZM9 162V161H8ZM10 162H11V160H10ZM17 162V161H16ZM21 162V161H20ZM27 162H29V160L27 161ZM34 162V161H33ZM208 162V161H207ZM209 162V163H210ZM14 163V162H13ZM22 163V162H21ZM25 163V162H24ZM44 163V162H43ZM46 163V162H45ZM54 164H55V161L53 162ZM57 164H55V165H57V166H55L54 165V167H59L58 166V160H57V162H56ZM202 163V162H201ZM226 163V162H225ZM235 163V164H234ZM1 164H2V162H1ZM29 164V167H31V165L30 164H33L32 163V161H30V163H28ZM27 164V165H28ZM46 164H48V163H46ZM60 164H61V162H60ZM63 164V163H62ZM64 164H65V162H64ZM67 164V163H66ZM70 164V163H69ZM173 164V163H172ZM207 164V163H206ZM9 165H10V163H9ZM16 165H17V163H16ZM20 165V164H19ZM22 165V164H21ZM44 165V164H43ZM51 165V164H50ZM53 165V164H52ZM71 165V164H70ZM87 166H88V164H86ZM225 165V164H224ZM4 166V165H3ZM24 166V165H23ZM33 166H37V165H34L33 164ZM40 165H38V167H39ZM46 166V165H45ZM49 166V165H48ZM62 166V165H61ZM64 166V165H63ZM62 166V167H63ZM11 167V166H10ZM41 167V166H40ZM66 167H68V165L66 166ZM72 167V166H71ZM90 167V166H89ZM208 167V166H207ZM210 167H211V165H209V169H210ZM222 167H224V168H222ZM11 168H13V167H11ZM17 168H18V166H17ZM34 168V167H33ZM32 168V169H33ZM47 168V167H46ZM225 168H227L226 170H225ZM20 169V168H19ZM22 169V168H21ZM23 169H26L27 170V168L25 167V168H23ZM53 169V170H52ZM52 169H47L48 170V172L49 171H51V172H53L54 171V169H56V168H52ZM62 169H64V168H62ZM68 169H69V167H68ZM208 169V168H207ZM206 169V170H207ZM8 170V169H7ZM38 170V169H37ZM41 170V169H40ZM78 170V169H77ZM91 170V169H90ZM205 170V169H204ZM22 171V170H21ZM34 171H36V167H35V170ZM42 171H44V170H42ZM68 171V170H67ZM71 171H73V170H71L70 169V172ZM208 171V170H207ZM4 172V171H3ZM17 172V171H16ZM26 172V171H25ZM28 172V171H27ZM39 172V171H38ZM45 172V171H44ZM59 172V171H58ZM77 172V171H76ZM89 172V171H88ZM185 172V171H184ZM7 173V172H6ZM22 173H24L23 171H22ZM43 173V172H42ZM73 173H75V172H72V173H70V174H73ZM4 174V173H3ZM2 174V175H3ZM51 174V173H50ZM57 174H61V172L60 173H57ZM56 174V175H57ZM64 174V173H63ZM63 174L62 175H60L61 176V178L63 179ZM66 174L68 175L69 174V171L68 172H66ZM204 174V173H203ZM262 174V175H263ZM6 175V174H5ZM19 175V174H18ZM26 175V174H25ZM49 174L47 173V176H48ZM80 175V174H79ZM205 175V174H204ZM260 175V176H259ZM0 176H1V174H0ZM9 176H10V174H9ZM17 176V175H16ZM20 176V175H19ZM31 176V175H30ZM30 176H28V177H30ZM46 176V175H45ZM46 176V177H47ZM60 176H59V178H58V180L60 179ZM68 176H70V175H68ZM207 176V175H206ZM206 176H205V180H206ZM217 176L219 177V182H218V178H217ZM4 177V176H3ZM32 177H34V179H35V177L36 176H32ZM52 177V176H51ZM56 177V176H55ZM64 177H65V175H64ZM81 177V176H80ZM188 177H190V176H188ZM203 177V176H202ZM5 178V177H4ZM11 178H12V175H11ZM38 178H39V176H38ZM40 178H43V177H40ZM66 178H68V177H66ZM70 178V177H69ZM72 178V177H71ZM74 178V177H73ZM84 178V177H83ZM153 178V177H152ZM194 178V177H193ZM1 179H3V178H1ZM14 179V178H13ZM16 179V178H15ZM19 179V178H18ZM47 179H48V177H47ZM61 179V181H62V184L64 183V181ZM87 179V178H86ZM91 179V178H90ZM154 179V178H153ZM5 180V179H4ZM7 180V179H6ZM30 180V179H29ZM31 180H32V178H31ZM35 180H37V179H35ZM39 180H41V179H39ZM43 180H46V178L44 179L43 178ZM57 180V179H56ZM57 180V181H58ZM76 180V179H75ZM82 180H84V179H82ZM82 180H80L81 182H82ZM206 180V181H207ZM221 180V181H220ZM8 181H10L9 179H8ZM18 181V180H17ZM22 181V180H21ZM52 181V180H51ZM53 181H55V180H53ZM61 181H58V182H60V184H61ZM73 181V180H72ZM72 181H70V183H72ZM79 181V182H80ZM201 181V180H200ZM214 181V182H213ZM215 181H217L216 183H215ZM263 181V180H262ZM11 182H13L12 181V179H11ZM18 182H20V181H18ZM17 182V183H18ZM29 183L31 182V181H28ZM27 182V183H28ZM38 182V181H37ZM46 182H47V184H48V180H46ZM80 182V183H81ZM84 182V181H83ZM87 183L89 182V181H86ZM259 182H261V181H259ZM14 183V182H13ZM22 183V182H21ZM34 183H36V182H34ZM41 184H42V188H43V183L42 182H40ZM56 183V182H55ZM69 183V184H70ZM74 183H75V181H74ZM74 183H72V185H74ZM76 183H78V181L76 182ZM94 183V182H93ZM96 183V182H95ZM1 184H3V182L1 183ZM5 184V183H4ZM3 184V185H4ZM23 184V183H22ZM32 184V183H31ZM37 184V183H36ZM39 184V183H38ZM54 184V183H53ZM52 184V185H53ZM59 184V183H58ZM61 184V185H62ZM65 184H67V182L65 183ZM65 184H63V185H65ZM82 184V183H81ZM85 184V183H84ZM89 184V183H88ZM87 184V185H88ZM264 184V183H263ZM0 185V190H1V197L2 198H4V196H6L5 194H9L10 195V201L8 202V204L10 203L11 204V206H13L14 208H15V212H17L16 210H19V211H21V210H23V211H29V208H25V206H22L21 204H20V202H18L16 199H17V197L13 194V192H11V190L9 189V187H7L6 185H8V184H6V185ZM19 185V184H18ZM21 185V184H20ZM33 186H34V184H32ZM50 185H51V183H50ZM55 185V184H54ZM61 185H59V186H61ZM78 185V184H77ZM91 185V184H90ZM160 185H159V187H160ZM10 186V185H9ZM13 186H15V185H12V187ZM28 186V185H27ZM27 186H25L24 185V187H26V188H23V187H21V186H19V187H21L22 189H26V191H28L29 192V190L30 191H33L32 189H30V187L27 189ZM40 186V185H39ZM45 186V185H44ZM89 186V185H88ZM87 186V187H88ZM17 187V186H16ZM37 187V186H36ZM49 187V186H48ZM54 187H56V186H54ZM53 187V188H54ZM62 187V186H61ZM61 187L59 188V189H61ZM64 187V186H63ZM66 187H68V184L66 185ZM66 187H64L65 188V190H68ZM71 187V186H70ZM69 187V188H70ZM80 187V186H79ZM84 187H85V185H84ZM97 187V186H96ZM101 187V186H100ZM113 187V186H112ZM45 188V187H44ZM89 188V187H88ZM117 188H119V186L117 187ZM161 188V187H160ZM160 188L158 189V186H157V189L160 191ZM163 188V187H162ZM169 188V187H168ZM18 189V188H17ZM40 189V188H39ZM52 189V188H51ZM73 189V188H72ZM80 189H82V188H80ZM93 189H94V187H93ZM102 189V188H101ZM106 189V188H105ZM108 189H110V188H108ZM113 189V188H112ZM156 189V190H157ZM16 190V189H15ZM50 190V189H49ZM53 190V189H52ZM62 190H64V189H62ZM83 190V189H82ZM97 190V189H96ZM111 190V189H110ZM157 190V191H158ZM170 190V189H169ZM18 191V190H17ZM26 191H24L25 192V194H26ZM36 191V190H35ZM35 191L34 192H31V193H33L32 194V196L34 197V198H38V196H39V194H37L38 196H36V195H34L35 194ZM39 191H41V190H39ZM56 191V190H55ZM70 191V190H69ZM102 191V190H101ZM118 191H120V188H119V190ZM16 192V191H15ZM21 192V196H22V194L24 193H22V191H20ZM27 192V194H28V196H30L31 197V199H30V197H29V200H27V201H32V200H34L35 201V203L34 202H32V205H33V203L34 204H36V202H37V200H35L34 198L32 199V196H31V193L29 194ZM41 192H43V191H41ZM40 192V193H41ZM50 192V191H49ZM61 192V191H60ZM74 192V191H73ZM72 192V193H73ZM91 193H92V191H90ZM115 192H117V191H115ZM3 193V194H2ZM18 193V192H17ZM59 193V192H58ZM63 193V192H62ZM66 193H68V191L66 192ZM80 193V192H79ZM85 193V191L83 192V194ZM157 194H158V192H156ZM155 193V194H156ZM20 194V193H19ZM18 194V195H19ZM27 194L25 195V197H28L27 196ZM45 193H43V195H44ZM61 194V193H60ZM65 194V193H64ZM70 194V193H69ZM86 194V193H85ZM89 194V193H88ZM87 194V195H88ZM95 192H94V196H95ZM98 194V193H97ZM116 194V193H115ZM156 194V195H157ZM40 195H42V194H40ZM42 195V196H43ZM47 195H50V194H47ZM52 195V194H51ZM63 195V194H62ZM75 195H77V194H75ZM79 195V194H78ZM82 195V194H81ZM36 196V197H35ZM44 196H46V194L44 195ZM64 196V195H63ZM69 197H71V198H73L74 197V194L73 195H68ZM85 196V195H84ZM83 196V197H84ZM114 196H116V195H114ZM119 196V195H118ZM155 196V195H154ZM171 197H172V195H170ZM7 197V196H6ZM5 197V198H6ZM9 197V196H8ZM55 197V196H54ZM60 197H62V196H60ZM77 197V199H78V196H76ZM80 197V196H79ZM113 197V196H112ZM36 198V199H37ZM41 198V197H40ZM39 198V199H40ZM46 198V197H45ZM65 198V197H64ZM63 198V199H64ZM90 198H93V197H91L90 196ZM90 198L88 199V201H91L90 200ZM96 198V197H95ZM117 198V197H116ZM7 199V198H6ZM42 199V198H41ZM47 199H49V197L47 196ZM50 199H51V196H50ZM49 199V200H50ZM85 199H86V197H85ZM84 199V200H85ZM103 199V198H102ZM109 199V198H108ZM158 199V198H157ZM172 199H173V197H172ZM171 199V200H172ZM180 199V200H179ZM1 200V199H0ZM22 200V199H21ZM21 200H19V201H21ZM25 200V201H26ZM46 200V199H45ZM49 200H47L48 202H49ZM65 200H69V199H67V195H66V199ZM64 200V201H65ZM71 200V199H70ZM80 200V199H79ZM78 200V202L79 203H81L80 201ZM83 200V201H84ZM93 200V199H92ZM114 200V199H113ZM15 201H17V202H15ZM24 201V200H23ZM77 201V200H76ZM83 201H82V203H83ZM95 201V199L93 200V202ZM105 201V200H104ZM110 201H112L111 199H110ZM116 201H118L117 199H116ZM116 201H115V203H116ZM121 201V200H120ZM173 201H174V199H173ZM1 202H2V200H1ZM4 202H5V199H4ZM3 202V203H4ZM39 202V201H38ZM37 202V203H38ZM59 202H60V200H59ZM63 202V201H62ZM61 202V203H62ZM69 202V201H68ZM67 202V203H68ZM71 202H73V203H75L74 201H71ZM87 202V201H86ZM153 202H154V200H153ZM185 202V203H184ZM6 203V202H5ZM24 203V202H23ZM27 203L28 202H25L24 204H26L27 205ZM60 203V205H62ZM65 203H66V201H65ZM78 203V204H79ZM99 203V202H98ZM98 203L96 204V205H98ZM112 203H113V201H112ZM119 203V202H118ZM9 204V205H10ZM42 204V203H41ZM45 204V203H44ZM44 204H43V206H44ZM49 204H51L50 202H49ZM48 204V205H49ZM88 204V203H87ZM87 204L86 205H83V204H81V205H83V206H86V209H87ZM6 204H4V206H5ZM31 205V206H32ZM40 205V204H39ZM66 205V204H65ZM72 205V204H71ZM104 205H106L107 206V204H104ZM3 206V207H4ZM7 206V205H6ZM28 206V205H27ZM38 206V205H37ZM46 206V205H45ZM44 206V208L46 209L47 207H45ZM63 206V205H62ZM74 206H75V204H74ZM77 206V205H76ZM75 206V207H76ZM82 206V208H84ZM114 206V208H116L115 207V205H113ZM9 207V206H8ZM7 207V208H8ZM30 207V206H29ZM36 207V206H35ZM42 207V206H41ZM40 207V208H41ZM64 207H66V206H64ZM74 207V208H75ZM100 207V206H99ZM98 207V209H100ZM102 207V206H101ZM135 207V206H134ZM12 208V207H11ZM10 207H9V209H11ZM37 208V207H36ZM36 208H34V209H36ZM39 208V209H40ZM73 208V207H72ZM72 208H70V209H72ZM77 208V207H76ZM93 208V207H92ZM95 208V207H94ZM93 208V209H94ZM132 208V207H131ZM167 209H168V211H169V208L168 207H166ZM24 209H26V210H24ZM66 209H68V208H66ZM92 209V210H93ZM117 209V208H116ZM120 209H122V208H120ZM6 210V209H5ZM12 210H13V208H12ZM32 211H33V209H31ZM37 210H38V208H37ZM36 210V211H37ZM78 210H80V209H78ZM78 210H76V211H78ZM83 210V209H82ZM113 210V209H112ZM123 210V209H122ZM220 210V209H219ZM218 210V211H219ZM7 211H8V209H7ZM6 211V212H7ZM32 211H29V212H27V213H29V215L28 216H31V215H33L34 216V214H33V212ZM43 211H44V209H43ZM46 211V210H45ZM44 211V212H45ZM60 211H62V208L60 209ZM67 211V210H66ZM66 211H65V213H66ZM71 211V210H70ZM84 211H86V210H83V213L85 214V212ZM98 211V210H97ZM101 211V210H100ZM117 211H120V210H117ZM137 211V210H136ZM10 212H11V210H10ZM34 212H35V210H34ZM42 212V211H41ZM47 212V211H46ZM49 212V211H48ZM47 212V213H48ZM73 212V211H72ZM79 212H81V210L79 211ZM93 212V211H92ZM106 212V211H105ZM126 212V211H125ZM140 212H142L141 210H140ZM232 212V213H231ZM19 213V212H18ZM17 213V214H18ZM22 213V212H21ZM24 213H26V212H24ZM50 213V212H49ZM62 213H63V211H62ZM87 213V212H86ZM89 213V212H88ZM102 213V212H101ZM122 213V212H121ZM131 213V212H130ZM129 213V214H130ZM135 213V212H134ZM6 214V213H5ZM10 213H8V215H9ZM36 214H38V213H36ZM46 214V213H45ZM69 214V213H68ZM71 214V213H70ZM89 214H93L94 215V213H91V211H90V213ZM108 214V213H107ZM110 214H112V213H110ZM114 214V213H113ZM116 214V213H115ZM127 214V213H126ZM138 214V213H137ZM220 214V213H219ZM49 215V214H48ZM67 215V214H66ZM83 215V214H82ZM92 215V216H93ZM109 215V214H108ZM131 215H133L132 213H131ZM142 215V214H141ZM27 216V215H26ZM27 216V217H28ZM36 216V215H35ZM34 216V217H35ZM68 216V215H67ZM79 217H80V215H78ZM94 216H96V215H94ZM102 216V215H101ZM9 217V216H8ZM39 217V216H38ZM37 217V219H35L37 222V225H38V227H39V233H40V228L42 227L41 225V220L39 221V219L40 218H38ZM40 217H43V215L41 216L40 215ZM74 217V216H73ZM77 217V216H76ZM82 217V216H81ZM86 217H88V216H86ZM90 217V216H89ZM106 217L107 216H105V219H106ZM2 218H4V217H2ZM7 218V217H6ZM30 218V217H29ZM31 218H33V217H31ZM65 219H66V217H64ZM85 218V217H84ZM91 218V217H90ZM103 218V217H102ZM107 218H109V217H107ZM115 218V217H114ZM119 218L121 219V217L119 216ZM135 218V217H134ZM10 219V218H9ZM9 219H8V221H9ZM18 219V218H17ZM34 219V218H33ZM52 219V218H51ZM63 219V218H62ZM67 219H68V217H67ZM112 219V218H111ZM126 219V218H125ZM132 219H133V217H132ZM4 220V219H3ZM15 220V219H14ZM23 220V219H22ZM89 220V219H88ZM93 220H95V219H93ZM107 220H109V219H107ZM117 220V219H116ZM116 220H115V223H116ZM122 220V219H121ZM124 220V219H123ZM122 220V221H123ZM128 220V219H127ZM63 221V220H62ZM72 221V220H71ZM122 221H121V223H122ZM1 222H2V219H1ZM7 222V221H6ZM74 222V221H73ZM119 222H120V220H119ZM117 223V225H119V226H117L116 227V225H115V227L118 229L119 227H120V225H121V223ZM126 222V221H125ZM131 222V221H130ZM17 223V222H16ZM78 223V222H77ZM87 222H85V224H86ZM88 223H89V221H88ZM91 223H94V222H92L91 221ZM112 223H113V220H112ZM136 223V222H135ZM2 224V223H1ZM9 224V223H8ZM59 224V223H58ZM82 224H84V223H82ZM105 224H107V223H104V225ZM114 224V223H113ZM113 224H112V226H113ZM36 225V226H37ZM61 225V224H60ZM93 225V224H92ZM96 225V224H95ZM94 225V227H96ZM124 225H126V224H124ZM133 225V224H132ZM221 225V224H220ZM238 225V224H237ZM1 226V225H0ZM65 226V225H64ZM82 226V225H81ZM81 226H79L80 227V229H81ZM88 226V225H87ZM6 227V226H5ZM9 227V226H8ZM17 227V226H16ZM20 227V226H19ZM60 227V226H59ZM63 227V226H62ZM70 227H71V225H70ZM84 227V226H83ZM126 227V226H125ZM132 227V226H131ZM233 227H235V226H233ZM243 227V228H244ZM1 228H4V227H1ZM10 228V227H9ZM26 228V227H25ZM24 228V229H25ZM37 228V227H36ZM36 228H35V230H36ZM88 228V227H87ZM97 228V227H96ZM110 228V227H109ZM133 228V227H132ZM221 228V227H220ZM244 228V229H245ZM5 229V228H4ZM4 229H1V230H3L4 231ZM19 229V228H18ZM17 229V230H18ZM28 229V228H27ZM44 229V228H43ZM65 229V228H64ZM64 229L62 230V232L64 231ZM70 229V228H69ZM79 229V228H78ZM91 229V228H90ZM100 229V228H99ZM105 229H106V227H105ZM112 229V228H111ZM123 229V228H122ZM137 229V228H136ZM55 230V229H54ZM68 230V229H67ZM118 230H120V232H122L121 231V227H120V229H118ZM231 230V229H230ZM11 231V230H10ZM73 231V230H72ZM71 231V232H72ZM93 231H95V230H93ZM108 231V230H107ZM135 231V230H134ZM27 232V231H26ZM65 232L67 233V231L65 230ZM64 232V233H65ZM70 232V231H69ZM217 232V231H216ZM8 233H10V232H8ZM38 233V232H37ZM65 233V234H66ZM76 233V232H75ZM81 233V232H80ZM91 233H92V230H91ZM91 233H90V235H91ZM108 233V232H107ZM127 233V232H126ZM218 233V232H217ZM4 234V233H3ZM7 234V233H6ZM12 234V233H11ZM14 234H15V229H14ZM29 234V233H28ZM64 234V235H65ZM86 234H88V233H86ZM118 234H120V233H118ZM244 234V233H243ZM24 235V234H23ZM104 235V234H103ZM105 235H107V234H105ZM110 235V234H109ZM212 235V234H211ZM213 235H214V233H213ZM215 235H216V233H215ZM245 235V234H244ZM9 236V235H8ZM47 236V235H46ZM73 236H74V234H73ZM87 236V235H86ZM115 236V235H114ZM208 236V235H207ZM248 236V235H247ZM250 236V235H249ZM33 237V236H32ZM48 249H47V252L46 253H48L49 254V257H51V258H57L58 260H60L59 262H61V259H63V256H62V254H61V250L62 251H64V247L66 246V245H64L63 244V246H58V245H60V244H58L60 241H59V238H58V236H57V234L55 233V231H51L50 232V234H48ZM65 237V236H64ZM66 237H69L68 236V233H67V236ZM92 237V236H91ZM100 237V236H99ZM102 237V236H101ZM112 237V236H111ZM127 237V236H126ZM125 237V238H126ZM131 237H133V236H131ZM179 236H177V238H178ZM183 237V236H182ZM204 237V236H203ZM197 238L198 240H196V242H195V248H193V250L195 249V251H196V253H199V255H200V257L204 260V259H207V258H211L212 260H214L215 261V264H225L224 263V257L222 256V254L221 253H216L215 252V248L214 249H212L211 248V244H210V241H209V238L208 239H206V237H204V238ZM210 237V236H209ZM246 237V236H245ZM250 237V238H251ZM41 238H42V235H41ZM63 238V237H62ZM71 238H75V237H71ZM71 238H70V240H71ZM79 238V237H78ZM98 238V237H97ZM97 238H96V240H97ZM137 238H138V235H137ZM185 238V237H184ZM213 238V237H212ZM11 239V238H10ZM30 239V238H29ZM80 239V238H79ZM91 239V238H90ZM94 239V238H93ZM105 239H108L109 240V238L107 237V238H105ZM104 239V240H105ZM112 239V238H111ZM124 239V238H123ZM132 238H130V240H131ZM183 239V238H182ZM214 239V238H213ZM244 239V238H243ZM28 240V239H27ZM32 240V239H31ZM42 240V239H41ZM65 240V239H64ZM74 239H72L71 241H73ZM103 240V241H104ZM125 240H128V239H125ZM26 241V240H25ZM36 241V240H35ZM34 241V242H35ZM91 241V240H90ZM133 241H135V239L133 238ZM211 241H214V240H212L211 239ZM245 241V240H244ZM249 241V240H248ZM18 242V241H17ZM21 242V241H20ZM23 242V241H22ZM30 242V241H29ZM28 242V243H29ZM32 242V241H31ZM41 241H39V243H40ZM75 242V245L77 244L76 243V240L74 241ZM74 242H73V245H74ZM85 242V241H84ZM108 242V241H107ZM123 242V241H122ZM131 242V241H130ZM250 242V241H249ZM254 242V243H253ZM12 243V242H11ZM19 243V242H18ZM27 243V242H26ZM83 243V242H82ZM132 243L133 242H131V245H132ZM135 243V242H134ZM246 243V242H245ZM17 244V243H16ZM22 244V243H21ZM25 244V243H24ZM29 244H31V243H29ZM28 244V245H29ZM33 244V243H32ZM71 244V243H70ZM104 244H105V242H104ZM106 244H108V243H106ZM105 244V245H106ZM110 244V243H109ZM138 244V243H137ZM251 244V243H250ZM5 245H6V243H5ZM26 245V244H25ZM28 245H26V246H28ZM36 245V244H35ZM98 245H99V243H98ZM97 245V246H98ZM124 245V244H123ZM128 245H130L129 243H128ZM127 245V246H128ZM128 246L129 248L131 247L132 248V246ZM245 245V244H244ZM247 245V244H246ZM16 246V245H15ZM18 246V248H19V244L17 245ZM32 245H30V247H31ZM44 246V245H43ZM77 246H79V244L77 245ZM73 247V251H74V249L75 248H78V247ZM86 246V245H85ZM110 246V245H109ZM126 246V247H127ZM12 247V246H11ZM60 247V248H59ZM63 247V248H62ZM68 247H69V245H68ZM83 247V246H82ZM103 247V244H102V246H101V248ZM139 247V246H138ZM32 248V247H31ZM62 248V249H61ZM67 247H65V250L67 251V249H66ZM70 248V247H69ZM68 248V249H69ZM136 248V247H135ZM28 249H30V248H28ZM27 249V250H28ZM33 250H32V253H31V250H30V253H27L26 251L24 252V254L21 256L20 255V263L21 264H42V260H43V258H42V254L40 253V251H39V248H37V247H33L32 248ZM61 249V250H60ZM80 248H78L77 249V251L79 250ZM94 249V248H93ZM103 249V248H102ZM122 249V248H121ZM128 248H126L125 250H127ZM133 249H134V247H133ZM22 250V249H21ZM81 250V249H80ZM79 250V251H80ZM86 250V249H85ZM98 250H99V248H98ZM101 250V249H100ZM104 250H105V248H104ZM103 250V251H104ZM18 251H20V250H18ZM24 251V250H23ZM72 251V252H73ZM76 251V252H77ZM78 251V252H79ZM109 251V250H108ZM128 252H129V255H130V251H131V253H132V250L130 249V251H129V249L127 250ZM126 251V252H127ZM138 251V250H137ZM217 251V250H216ZM14 252V251H13ZM20 252H22V251H20ZM75 252V251H74ZM95 251H93V253H94ZM123 252V251H122ZM134 252V251H133ZM62 253H64V252H62ZM82 253V252H81ZM100 253V252H99ZM103 253H105V252H103ZM195 253V252H194ZM14 254H17V253H14ZM14 254H13V256H14ZM91 254V253H90ZM114 254V253H113ZM116 254V253H115ZM133 254H135V253H133ZM19 255V254H18ZM69 255L71 256V254L69 253ZM75 257H77V259H78V255H77V253H76V255L75 254H73ZM81 255V254H80ZM79 255V257L82 259V257H83V255L82 256H80ZM97 255H98V253H97ZM103 255V254H102ZM124 255H125V252H124ZM128 255V254H127ZM65 256H67V252H66V254H65ZM64 256V257H65ZM74 256H72V257H74ZM95 256V255H94ZM111 256V255H110ZM110 256H109V258H110ZM133 256V255H132ZM132 256H131V258H132ZM16 257V256H15ZM19 257V256H18ZM69 257V256H68ZM85 257V256H84ZM92 257V256H91ZM104 256H102L101 257V259L103 258ZM108 257V256H107ZM125 257V256H124ZM214 257V258H213ZM48 258V257H47ZM88 258V257H87ZM100 257H98V259H99ZM105 258V257H104ZM104 258H103V262H105L104 261ZM128 258V257H127ZM135 258V257H134ZM11 259V258H10ZM12 259H14V258H12ZM67 259V258H66ZM115 259V258H114ZM113 259V260H114ZM117 259V258H116ZM145 259V258H144ZM47 260V259H46ZM49 260V259H48ZM69 260V259H68ZM75 260V259H74ZM16 261H17V259H16ZM51 261V260H50ZM70 261V260H69ZM87 261V260H86ZM91 261V260H90ZM107 261V260H106ZM130 261V260H129ZM145 261V260H144ZM54 262V261H53ZM65 262V261H64ZM66 262H67V260H66ZM74 262V261H73ZM78 262H79V264H80V259L78 260ZM88 262V261H87ZM86 262V263H87ZM210 262V261H209ZM250 262V261H249ZM47 263V262H46ZM63 263V262H62ZM69 263V262H68ZM76 263H77V260H76ZM86 263H84V264H86ZM90 263V262H89ZM88 263V264H89ZM98 263V262H97ZM96 263V264H97ZM139 263V262H138ZM207 263V262H206ZM214 263V262H213ZM45 264V263H44ZM67 264V263H66ZM70 264H71V262H70ZM73 264V263H72ZM83 264V263H82ZM92 264V263H91ZM104 264H106V263H104ZM128 264H129V262H128ZM134 264H136V263H134ZM141 264V263H140Z\"/></svg>", "mask_w": 264, "mask_h": 264}]
</instances>
